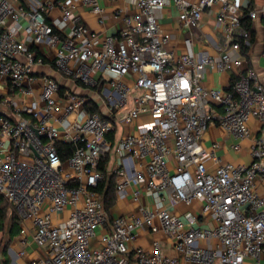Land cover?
Listing matches in <instances>:
<instances>
[{
	"label": "built area",
	"instance_id": "obj_1",
	"mask_svg": "<svg viewBox=\"0 0 264 264\" xmlns=\"http://www.w3.org/2000/svg\"><path fill=\"white\" fill-rule=\"evenodd\" d=\"M123 1L132 12L109 13L100 0H0V107L11 111L0 113V196L33 225L20 230L18 256L35 246L26 264H264V84L243 70L241 44L250 46L241 21L249 2ZM82 6L101 25L120 22L118 32H93ZM167 7L188 33L181 52L161 23ZM213 13L224 46L215 44L217 55L197 52L193 37ZM249 17L264 20V6ZM47 64L89 94L34 73ZM231 68L239 72L229 89L204 85L208 72ZM211 126L235 151L250 140L252 163L225 162L219 144L206 146ZM58 145L71 148L67 159ZM108 157L115 201L137 206L128 216L111 218L98 192ZM141 233L154 237L150 251L137 245Z\"/></svg>",
	"mask_w": 264,
	"mask_h": 264
},
{
	"label": "crops",
	"instance_id": "obj_2",
	"mask_svg": "<svg viewBox=\"0 0 264 264\" xmlns=\"http://www.w3.org/2000/svg\"><path fill=\"white\" fill-rule=\"evenodd\" d=\"M24 2H46V0H23ZM101 4L105 7V9L111 13L114 9L119 7L126 8L129 12H132V6L123 0H118L117 2H113L110 0H100ZM249 2V6L251 5L252 9L261 8L264 6V0H247ZM78 15L81 16V22L89 27L93 32L98 33L101 36H114L119 28L120 22L115 21L112 17L108 18L104 25H101L93 14H91L87 8L80 7L77 10ZM60 18V10L57 7H54L49 13V19L52 21L58 20ZM252 31L255 34V41L251 45L250 50L245 54L242 49V54L245 58L243 70L244 71H254L258 76L259 80L264 84V20L256 19L252 20ZM163 28L174 33L176 35V39L170 44V48L176 50L177 52H181L183 49V39L188 35L187 32H183L180 29V22L177 18V13L167 7L163 11V19L161 20ZM203 28L202 30H196L193 33V37L195 40V49L197 52H205L210 55H217L218 50L215 44H219V47L224 48L223 42L220 39L219 33L215 29V14H206L203 19ZM43 52L47 55L48 50L43 48ZM238 70L236 68L228 69L225 72H208L204 79V85L208 88L215 89H229L231 84L236 80ZM35 74H47L52 78L60 81L62 84L66 86L68 89H72L76 93L80 95H88L89 91L75 84H70L68 80L63 78L60 74L54 71L51 65L47 64L42 68H36L34 70ZM28 83L25 82L23 87H27ZM3 86H0V88ZM30 102V100H28ZM0 113L4 115H11V111L7 108L0 107ZM250 127L253 131L252 137L259 138L262 136V131L259 129L261 125L257 120H252L250 122ZM204 143L206 146L210 147L212 144H219V149L217 150V155L225 162H231L235 164H244L249 165L252 163L251 157V141L244 140L240 142L241 149L239 151H235L232 148V145L236 143V141L229 136L223 129L218 126H211L209 130L206 132L204 136ZM133 189H140L137 184L133 183ZM258 189L263 194L264 193V184L258 181ZM147 200H151V198L147 197V194L144 193L143 202L145 203ZM137 206L132 204L131 199L125 202H116L113 207L110 209L111 218L128 216L132 212L136 210ZM11 213V212H10ZM7 222L8 227L7 231H0V253L2 255L3 261L9 260V264H26L29 260L35 259L38 257V250L35 246H31L28 250V255L25 258H21L18 256L19 246H18V238L20 235V230L23 226L27 227L30 232L33 231V225L31 222H21L17 217L16 221L13 223L11 219H8ZM160 240L162 241L166 251L168 254H172V251L168 249L170 242L165 236H160ZM154 241V237L150 234L141 233L139 239L137 241V245L145 248L150 251L152 247V243Z\"/></svg>",
	"mask_w": 264,
	"mask_h": 264
},
{
	"label": "trees",
	"instance_id": "obj_3",
	"mask_svg": "<svg viewBox=\"0 0 264 264\" xmlns=\"http://www.w3.org/2000/svg\"><path fill=\"white\" fill-rule=\"evenodd\" d=\"M252 10L251 5L245 9L242 13L241 21L242 26L244 29L249 31L250 33V46H246L243 41H241L243 52L247 54L250 50L251 45L255 41V34L252 31V21L249 17V12ZM92 111H99L98 107L93 106L91 107ZM59 153L61 154L63 160L67 159L68 155L71 153V148L65 145H58ZM112 165L110 164V157L104 160L100 168L105 174V178L103 182L99 185L98 192L101 196V199L104 203L105 209L109 212L110 209L115 204V183H116V176L111 169ZM11 212V213H10ZM7 216H11L10 219L14 223L17 219L16 214L11 211L9 204L4 200L2 196H0V231L4 226L5 221L7 220ZM3 264H9V260L3 262Z\"/></svg>",
	"mask_w": 264,
	"mask_h": 264
},
{
	"label": "rangeland",
	"instance_id": "obj_4",
	"mask_svg": "<svg viewBox=\"0 0 264 264\" xmlns=\"http://www.w3.org/2000/svg\"><path fill=\"white\" fill-rule=\"evenodd\" d=\"M68 82L71 84L70 81H68ZM74 92H75V91H74ZM75 93H76V92H75ZM120 116H121V115H120ZM111 169H113V168L111 167ZM10 217H11V216H7V220L10 219ZM7 220H6L5 223H4V226H3V228H2V231H7V228H9V227H8V224H9V223L7 222Z\"/></svg>",
	"mask_w": 264,
	"mask_h": 264
}]
</instances>
